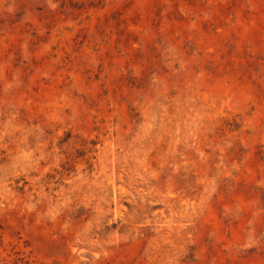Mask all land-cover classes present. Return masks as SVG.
I'll use <instances>...</instances> for the list:
<instances>
[{
	"label": "rangeland",
	"instance_id": "1",
	"mask_svg": "<svg viewBox=\"0 0 264 264\" xmlns=\"http://www.w3.org/2000/svg\"><path fill=\"white\" fill-rule=\"evenodd\" d=\"M0 264H264V0H0Z\"/></svg>",
	"mask_w": 264,
	"mask_h": 264
}]
</instances>
